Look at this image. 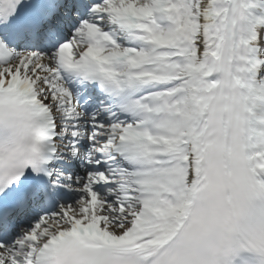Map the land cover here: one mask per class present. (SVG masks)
<instances>
[{
	"label": "snow or ice",
	"instance_id": "1",
	"mask_svg": "<svg viewBox=\"0 0 264 264\" xmlns=\"http://www.w3.org/2000/svg\"><path fill=\"white\" fill-rule=\"evenodd\" d=\"M0 264H264V0H0Z\"/></svg>",
	"mask_w": 264,
	"mask_h": 264
}]
</instances>
